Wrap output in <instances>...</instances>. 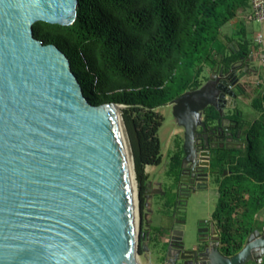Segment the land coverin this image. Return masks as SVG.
<instances>
[{
  "label": "water",
  "instance_id": "obj_1",
  "mask_svg": "<svg viewBox=\"0 0 264 264\" xmlns=\"http://www.w3.org/2000/svg\"><path fill=\"white\" fill-rule=\"evenodd\" d=\"M78 8V0H0V264H140L136 174L111 107L118 104H90L67 56L33 33L36 22L73 24ZM255 72L243 58L217 66L201 87L167 104L184 129V160L197 128H205L202 112L227 99L234 106ZM198 243L186 249L180 242L174 253L169 243L162 264L264 259L259 229L232 256L208 237Z\"/></svg>",
  "mask_w": 264,
  "mask_h": 264
},
{
  "label": "trees",
  "instance_id": "obj_2",
  "mask_svg": "<svg viewBox=\"0 0 264 264\" xmlns=\"http://www.w3.org/2000/svg\"><path fill=\"white\" fill-rule=\"evenodd\" d=\"M78 1L73 24L36 22L34 37L44 45L57 46L67 56L90 104L126 107L122 119L141 206L147 179L144 169L162 161L158 130L163 117L156 109L201 87L205 65L228 69L242 58L250 59L253 51L247 41L235 48L230 38L222 40L221 31L246 14L250 0ZM259 91L251 100L259 116L245 123L247 148L218 149L211 155V162L226 171L219 177L218 208L213 215L221 235L219 250L225 256L242 249L244 237L258 229L252 220L264 210V91ZM204 115L209 121L218 117L213 108H207ZM235 118L242 123L240 116ZM139 239L142 255L146 237ZM166 247L165 242L164 253Z\"/></svg>",
  "mask_w": 264,
  "mask_h": 264
},
{
  "label": "rangeland",
  "instance_id": "obj_3",
  "mask_svg": "<svg viewBox=\"0 0 264 264\" xmlns=\"http://www.w3.org/2000/svg\"><path fill=\"white\" fill-rule=\"evenodd\" d=\"M251 8L247 10L246 14H242L236 19H233L222 28L223 41L226 42L227 38H230V43L233 47H237L238 42L247 41L252 53H257L253 61H249L250 68L256 72L253 77L247 80H243V84L246 86V96L241 98V110L243 111L245 118L249 122H252L259 116V113L254 111L251 107V100L256 96L260 86L257 85L255 77L263 68V60L260 58L258 48L261 46L257 43V34L260 32V22L252 19ZM249 22V23H248ZM242 27L245 28L242 31ZM211 70V65H205L202 75L200 77V83H205L208 74ZM254 78V79H253ZM121 118L122 112L126 109L124 105H121ZM156 111L163 117V122L158 130V138L161 146L162 161L160 165L146 166L144 173L147 179L153 181H160L163 184L162 191L164 196H149V191H146L145 206L148 209L145 219L142 220V210L140 209V194L139 185L136 179L137 201H138V230L137 235L140 237L141 232L145 233V241L142 243L144 254L139 255L140 264H162L161 256L163 252V244L166 242L169 227L172 218L175 215L173 211V197H172V183L174 182L173 172H167L165 167L169 152L172 153L171 148L175 141L181 140L182 130L177 126L176 121L172 115V107L168 105L161 106ZM123 120V119H122ZM127 133V131H126ZM146 179V181H147ZM155 184V183H154ZM216 185L210 186L209 191H203L196 193L192 196L185 206L178 211V217L183 221V243L186 249H192L198 243V227L203 221L214 220L213 215L218 208V198L215 193ZM262 215L260 221H256V218L252 220V224L262 228L264 226V213H258ZM138 239V243H139ZM247 237H244V244ZM252 264V263H248Z\"/></svg>",
  "mask_w": 264,
  "mask_h": 264
},
{
  "label": "flooded vegetation",
  "instance_id": "obj_4",
  "mask_svg": "<svg viewBox=\"0 0 264 264\" xmlns=\"http://www.w3.org/2000/svg\"><path fill=\"white\" fill-rule=\"evenodd\" d=\"M244 60L248 62L250 59ZM215 68L210 70L206 81H208ZM240 70L242 71V68ZM237 91L238 97L234 106L231 100L227 99L226 103L218 102L216 109L210 106L207 107L215 109L218 113V117L215 120H205L204 113L207 108L202 112V121L205 123V128H197L193 137V155L189 156L188 160H184V129L181 127H179L182 130L181 140L174 142L170 150L172 153L169 152L168 154L165 167L167 168V172L171 171V169L173 172L174 182L172 183L173 189L171 193L173 194L172 209L175 211V215L171 220L169 233L165 241L167 246L169 243L172 244L173 253L175 252L174 247L178 243L183 242V221L178 217V211H181V208L186 205L192 196L199 192L209 191L210 186L213 184L216 185L214 194L219 199V177L221 174H226V171L221 165L216 166L211 162L212 151L218 149L242 151L247 148V144L245 143L247 126L245 123L249 121L245 118L240 107L241 98L246 96V86L244 85V88L240 87ZM237 116H240L242 123H238L235 118ZM180 149L181 153H179ZM162 187L163 184L160 181L147 179L145 182L141 192L140 209L142 210V220L145 219L147 215L146 211H148L147 206H145L146 191H149L150 197L155 195L164 196L165 193L162 191ZM261 219L262 215L258 214L256 221H260ZM258 229L261 233L264 232V226L262 228L258 227ZM198 231L202 232L201 234L198 233V242L201 236V238L208 237L212 240V243L218 242L220 245L221 235L217 229L215 220L200 224ZM140 236L144 237L145 233L142 231ZM217 237H219V241L216 240ZM200 244L202 243H197V246Z\"/></svg>",
  "mask_w": 264,
  "mask_h": 264
},
{
  "label": "built area",
  "instance_id": "obj_5",
  "mask_svg": "<svg viewBox=\"0 0 264 264\" xmlns=\"http://www.w3.org/2000/svg\"><path fill=\"white\" fill-rule=\"evenodd\" d=\"M251 4V17L252 19L258 21V22H263L264 21V0H250ZM257 43L262 46L261 53H264V40L261 34L257 36ZM260 58L263 60L264 55L262 54ZM253 264H264L263 259L260 260L258 263H253Z\"/></svg>",
  "mask_w": 264,
  "mask_h": 264
},
{
  "label": "bare ground",
  "instance_id": "obj_6",
  "mask_svg": "<svg viewBox=\"0 0 264 264\" xmlns=\"http://www.w3.org/2000/svg\"><path fill=\"white\" fill-rule=\"evenodd\" d=\"M125 135L127 136L126 134V130H125V127L122 123V120H121V110H122V107L121 106H118V105H112L111 106ZM128 138V136H127ZM138 222H139V215H138V201H137V190H136V185H135V193H134V200H133V224H134V234L136 236V233H137V230H138ZM140 262V261H139Z\"/></svg>",
  "mask_w": 264,
  "mask_h": 264
},
{
  "label": "crops",
  "instance_id": "obj_7",
  "mask_svg": "<svg viewBox=\"0 0 264 264\" xmlns=\"http://www.w3.org/2000/svg\"><path fill=\"white\" fill-rule=\"evenodd\" d=\"M249 23V22H248ZM261 34L262 37H263V40H264V21L260 23V32L257 34V36ZM262 47V46H261ZM258 48V51H259V55L261 56L262 54L264 55V53H261V50L262 48ZM258 53V52H257ZM255 53H252V57L253 59L255 58L256 54ZM251 61V58L250 60ZM249 61H248V64H249ZM263 68L260 70V72L258 74H256L257 76L255 77V81L257 83L258 86H260V91L259 92H263L264 91V58H263ZM253 76L251 75L250 78H252ZM254 79V78H253ZM264 213V211H262Z\"/></svg>",
  "mask_w": 264,
  "mask_h": 264
}]
</instances>
